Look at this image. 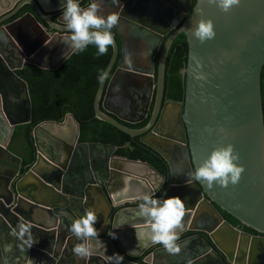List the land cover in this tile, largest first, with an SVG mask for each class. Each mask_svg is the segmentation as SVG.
Segmentation results:
<instances>
[{"label":"water","instance_id":"1","mask_svg":"<svg viewBox=\"0 0 264 264\" xmlns=\"http://www.w3.org/2000/svg\"><path fill=\"white\" fill-rule=\"evenodd\" d=\"M102 1L99 5L100 0H95L99 13L118 15L119 24L112 29V55L94 97V117L130 137H139L166 162L169 177L147 163L115 157L113 146L78 143L79 128L70 114L60 123L44 122L34 128L35 162L20 175L21 159L8 150V144L16 127L30 123L31 103L27 85L15 72L24 63L58 69L73 54L64 44L71 33L61 18V0H0V70L9 78L0 83V264H109L110 251L124 257L122 264H157L160 260L163 263L158 264H264V0H241L228 12L207 0H195L187 18L192 0ZM26 5L34 14L25 13L4 24ZM202 18L213 22L216 33L203 43L191 33ZM168 30L173 32L160 50L154 78V55ZM14 32L26 33L25 46ZM179 34L187 44L184 99L182 103L164 102L166 60ZM115 36L125 42L122 50ZM123 37L140 46V55L129 59L137 51ZM7 42L21 54L18 65L5 56ZM45 58L48 66L39 63ZM116 63L111 80L119 78L124 96L133 100L134 113H128L129 117H120L106 104L110 94L105 87ZM17 86L23 91L21 102L11 92ZM153 91L148 124L140 129L122 125L120 121L137 124L145 119ZM166 108L175 111V124H180L171 130L174 135L160 129ZM67 123L74 126L71 140H56L48 134L52 129L46 130ZM229 143L245 169L239 183L209 189L193 181L192 174L211 151ZM177 168L182 169L179 176ZM161 190V198L179 196L185 201L182 227L176 231L180 236L193 234L177 241L179 253L170 254L147 239L132 247L133 235L150 231L134 204ZM127 191L133 196L129 198ZM217 208L254 234L229 224ZM88 211L97 216L95 227L106 252L93 239L90 243L98 251L83 260L73 254V247L81 241L70 226ZM208 220L213 228L201 226ZM20 223L31 224L36 241L31 247L26 237L19 236ZM111 232L115 239L108 235Z\"/></svg>","mask_w":264,"mask_h":264},{"label":"trees","instance_id":"2","mask_svg":"<svg viewBox=\"0 0 264 264\" xmlns=\"http://www.w3.org/2000/svg\"><path fill=\"white\" fill-rule=\"evenodd\" d=\"M81 6L86 8L88 0H81ZM195 4L192 0L191 9ZM190 9V11H191ZM34 14L30 6H24L19 16L25 13ZM190 13L187 15L189 17ZM37 20L43 24L42 20ZM55 20V18H54ZM112 55L109 47L105 55H97L94 45L82 53L72 54L58 69L45 70L33 65H26L16 75L27 85L31 103V121L28 124L15 128L8 145L16 147L14 153L21 159L20 175L26 173L34 164L36 150L33 140V130L44 122L60 123L65 116H73L79 128L78 143H97L115 147L114 156L131 161H140L149 164L166 179L169 170L166 162L152 149L140 142L139 137H130L111 125L101 122L94 117L93 101L97 92L101 72L105 71ZM159 56L154 63L157 66ZM187 44L183 34H179L169 50L164 78V101L182 103L184 99V78L182 71L186 66ZM261 84L264 86V67L261 74ZM111 117L115 118L113 115ZM148 117L138 124L120 123L131 129H140L148 121ZM13 144V145H12ZM162 190L157 197H160ZM222 218L232 226L239 223L225 212L219 210ZM241 230L254 234L251 230L241 226ZM187 233L180 239L190 236Z\"/></svg>","mask_w":264,"mask_h":264},{"label":"clouds","instance_id":"3","mask_svg":"<svg viewBox=\"0 0 264 264\" xmlns=\"http://www.w3.org/2000/svg\"><path fill=\"white\" fill-rule=\"evenodd\" d=\"M117 2V0H114ZM241 0H207L210 5L218 6L222 11L228 12L233 6L239 5ZM63 7L62 20L65 30L71 33L64 44L73 52L79 54L84 52L89 45H94L97 55H105L109 47L114 44L112 29L119 24V17L116 14L103 16L99 13V6L95 0H90L87 8L81 6L80 0H61ZM192 36L201 43L215 37L214 24L210 19H199L191 28ZM2 38V37H0ZM64 56V52L62 53ZM107 73L101 72L98 79L101 81ZM239 153L235 151L232 144L221 145L214 148L206 159L195 169L191 179L207 185L209 189L215 185L228 187L229 184L236 185L244 172V166L239 163ZM182 169L177 168V176ZM143 202L139 204L138 215L144 217L150 227V231H141V238H146L152 244H160L170 253L180 252L181 248L177 241L180 235L176 229L182 227L185 216V201L179 196H172L166 199L157 197L156 192L146 194L142 197ZM67 215V213H64ZM97 216L93 211H88L80 219L73 220L70 232L81 243L73 247V254L78 259L87 260L97 251L91 240L96 239L99 245L106 246L99 238V232L95 227ZM19 236L25 239L30 247L35 243L31 232V224L20 223L18 225ZM113 239L116 234H108ZM124 257L118 253L108 256L109 264H122Z\"/></svg>","mask_w":264,"mask_h":264},{"label":"flooded vegetation","instance_id":"4","mask_svg":"<svg viewBox=\"0 0 264 264\" xmlns=\"http://www.w3.org/2000/svg\"><path fill=\"white\" fill-rule=\"evenodd\" d=\"M102 0H100V2H99V5H102ZM181 5H182V3H181ZM27 6V5H26ZM29 6V5H28ZM23 8V7H22ZM21 8V9H22ZM190 9H191V5H190ZM133 10H135V8L133 9ZM21 11V10H20ZM19 11V12H20ZM19 12L16 14V15H14L13 17H11V18H9L8 20H6L5 21V23L4 24H9V23H11V22H13L14 20H16V19H18L19 17H21V16H19L18 14H19ZM190 13V10H189V12H188V14ZM188 14H186V18H187V15ZM24 15V14H23ZM54 18H55V16H54ZM27 28H28V26H27ZM177 28V27H176ZM175 28V29H176ZM174 29V30H175ZM132 32V31H131ZM173 32V30H168V32H167V34L163 37V39H162V42L160 43V46L158 47V49H157V52L155 53V55H154V60H155V58H156V56L158 55L159 56V54H160V50H161V48H162V46H163V44H164V42L166 41V39L168 38V36L171 34ZM18 34H19V36H18ZM25 34L26 33H24V32H21V33H17V32H14V35L17 37V39L19 40V42H21V45H23V46H25V41L23 40V38L25 37ZM115 39H116V41H117V43H118V45H119V48L122 50L123 49V46L125 45L124 43L125 42H120V40H119V38H118V36H115ZM123 40H125L126 42H128V45H130V46H132L131 48L134 50V51H138V52H132V54L134 53V54H136V55H138V53L140 52V46H137V45H134V44H132L133 42L131 41V40H129V39H126L125 37H123ZM122 41V40H121ZM4 52H5V56L7 57V58H9V59H11L12 60V62L15 64V65H18L19 64V61H21L20 59H19V57H20V55L21 54H16L15 53V49H13V47L11 46V44L9 43V42H7V46L6 47H4ZM119 58H120V53H119ZM56 59H54L53 60V62L55 61ZM39 63H41L42 65H45V66H48L49 65V60H47L46 58L44 59V60H39ZM117 63H118V61H117ZM117 63H116V65L114 66V68H113V70H112V72H111V74H110V76H109V78H108V81H107V84H106V87H105V93L106 92H109V94H110V97H108L107 98V100H106V104H107V107L110 109V110H112V111H114V112H116V113H118L119 114V116L120 117H129V115H128V113L129 114H131V113H134V108H135V105H134V103H133V100L131 99V98H129V97H125L124 96V93L122 92V87H121V83H120V79L119 78H114L113 80H111V78H112V75H113V73L116 71V69H117ZM26 65H28V64H23V68L26 66ZM22 68V69H23ZM21 69V70H22ZM17 71H20V70H17ZM17 71L15 72V74L17 73ZM155 73H156V67H155V63H154V72H153V74H154V78H155ZM7 80H9V78H8V76L7 75H5L4 73H3V71H1L0 70V83L2 82V81H4V82H6L7 83ZM111 80V81H110ZM109 83H111V87L109 86ZM1 87V86H0ZM110 87V88H109ZM14 95L16 94V98H18L19 100H20V102H21V100L23 99V91H22V89L20 88V87H18L17 86V88L16 89H14L13 91H11ZM132 92H135V91H133L132 90ZM132 92H130V94H132ZM154 91H153V94H152V100H151V103H150V107H149V109H148V114L146 115V117H145V119L148 117V115H149V119H148V121H147V123L143 126V127H145L147 124H148V122H149V120H150V117H151V114H152V109H153V99H154ZM133 95V94H132ZM11 101H12V103L15 101L13 98H11ZM164 101V100H163ZM164 102H167V101H164ZM263 107H264V101H263ZM175 118H176V113H175V111L174 112H172V110L170 109V108H166V112H165V114L163 115V118H162V120H163V123H164V125L163 126H161L160 127V129H162L163 130V132H171L173 135H174V133L172 132L173 131V129H176V124H175ZM144 119V120H145ZM143 120V121H144ZM142 121V122H143ZM176 121H177V119H176ZM157 122V121H156ZM124 123H126V122H124ZM140 123V122H139ZM128 124V123H127ZM138 124V123H137ZM130 125H134V124H130ZM178 126L180 125V124H177ZM142 127V128H143ZM51 129V127H49V128H46V130L48 131V130H50ZM172 130V131H171ZM73 135H74V133H72V134H70L69 135V138H68V140H71L72 139V137H73ZM12 138V137H11ZM10 141H11V139H10ZM10 141H9V143H10ZM9 145V144H8ZM101 158V157H100ZM102 159V158H101ZM160 193V192H159ZM159 193H157V194H159ZM157 194H156V196H157ZM162 195V194H161ZM143 202V200H141V201H138V202H136V204H134V206L135 207H138L139 206V204L140 203H142ZM127 205H124V206H122V207H120L119 209H121V208H125ZM206 221V220H205ZM202 227H208V228H213L214 227V223L213 222H211V221H207V222H205L203 225H201ZM235 227H238L240 230H241V225H237V226H235ZM108 256H110V254L108 255ZM141 260H143V258H141Z\"/></svg>","mask_w":264,"mask_h":264},{"label":"rangeland","instance_id":"5","mask_svg":"<svg viewBox=\"0 0 264 264\" xmlns=\"http://www.w3.org/2000/svg\"><path fill=\"white\" fill-rule=\"evenodd\" d=\"M52 129V133H48V134H50L53 138H55L56 140H68V138H69V135L70 134H72V133H74V126L71 124V123H67L66 125H65V127H63V128H56V127H53V128H51ZM44 134H46V133H44ZM47 135V134H46ZM59 141H57V142H59ZM13 145V144H12ZM16 147H13V146H10V151L12 152V153H14L15 151H14V149H15Z\"/></svg>","mask_w":264,"mask_h":264},{"label":"crops","instance_id":"6","mask_svg":"<svg viewBox=\"0 0 264 264\" xmlns=\"http://www.w3.org/2000/svg\"><path fill=\"white\" fill-rule=\"evenodd\" d=\"M138 51H139V50H138ZM138 51H137V52H138ZM135 53H136V52H135ZM140 53H141V52H139L138 55H140ZM136 54H137V53H136ZM136 54L133 53V54H132V58H129V59H133V58H135V57H136ZM129 62H130V61H129ZM130 64H131V63H130ZM66 140H67V139H66ZM97 156H98V155H97ZM99 156L102 157L101 155H99ZM127 192L129 193L128 195H130L129 198L132 197L133 194H134V193H132V192H130V191H127ZM123 195H124V194H123ZM126 197H127V196H126ZM134 212H135V211H134ZM127 218H128V217H127ZM104 237H105L104 235H103V236H100V238H102V239H103ZM132 239H133V241H132V247H133V246H136V245H135L136 242L141 243V242L143 241V239H146V238H141L140 234L137 233L135 236L133 235V238H132ZM182 239H183V238H182ZM180 240H181V239H180ZM109 253H110V255H112V251H110ZM178 253H179V252H178ZM148 260H149L148 262L151 261L150 259H148ZM160 261H161V263H163L162 260H160ZM160 261H158L157 264L160 263Z\"/></svg>","mask_w":264,"mask_h":264},{"label":"bare ground","instance_id":"7","mask_svg":"<svg viewBox=\"0 0 264 264\" xmlns=\"http://www.w3.org/2000/svg\"><path fill=\"white\" fill-rule=\"evenodd\" d=\"M96 157H97V156H96ZM103 157H104V156H103ZM103 157H102V158H103Z\"/></svg>","mask_w":264,"mask_h":264}]
</instances>
